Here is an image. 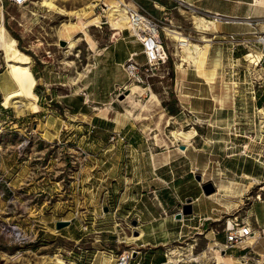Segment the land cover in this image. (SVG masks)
<instances>
[{"label":"rangeland","instance_id":"rangeland-1","mask_svg":"<svg viewBox=\"0 0 264 264\" xmlns=\"http://www.w3.org/2000/svg\"><path fill=\"white\" fill-rule=\"evenodd\" d=\"M107 1L44 0L41 6L39 0L26 7L4 1L3 24L30 59L12 65L0 50V264H116L123 252L130 264H232L213 239L207 246L202 235L174 226L200 216L201 230L218 232L225 242L226 222L250 220L256 194L264 198L260 62L233 59L242 44L229 39L230 54L221 53L214 83L216 108L181 111L169 72L182 54L163 28L201 45L199 63L209 58L220 65L221 45H210L219 39L210 33L217 21L185 4L164 11L133 0L159 22L168 57L128 74V50L137 52L138 64L145 58L131 29L111 28ZM194 15L206 21V31ZM260 37L247 53L264 54ZM173 98L176 115L168 111ZM113 132L120 137L113 139ZM204 186L212 191L204 194ZM185 204L191 213L177 218ZM251 211L259 226L264 204L255 202ZM152 215H167L168 235L155 234L164 243L142 247V236L135 237ZM57 221L68 224L57 229ZM263 246L264 238L256 249Z\"/></svg>","mask_w":264,"mask_h":264},{"label":"crops","instance_id":"crops-1","mask_svg":"<svg viewBox=\"0 0 264 264\" xmlns=\"http://www.w3.org/2000/svg\"><path fill=\"white\" fill-rule=\"evenodd\" d=\"M184 4H187L188 6L195 7L199 10H202L206 16L216 18V24H215V31H211L213 37H218V40H212L211 41V47L214 44L221 45L220 50L217 53L218 56V62L220 61V65L212 63V59H206L205 64L199 63V60H197L196 65L189 66V64H184L181 67L176 66V69L174 71V86L176 91H178L179 94L177 99L179 101V106L181 111H188L191 112H202L199 108L201 106H213V108H216V101L215 97L213 96L214 91V83L217 81V74L219 72V68L222 66V55L223 50H226V52H229L230 50V40L229 35L233 34L236 36L237 39H245V44H242L241 46H237L234 52V55H232L233 59H238L240 61H247V59H250L249 61H253L257 64V61L260 62V69L261 71H264V54L262 56L259 55V52L252 51L247 53L248 50V44H253L252 42L256 41L257 34L264 33V0H181ZM214 1V2H212ZM151 3H154L159 9L164 11H169L171 8L170 4L174 3L172 8L177 7V4H180L176 0H166V4L163 5L157 1H150ZM191 9V8H190ZM212 18V20H213ZM178 48V47H177ZM250 48V47H249ZM134 49H130L127 51V55L129 53H137L133 51ZM256 57V58H254ZM260 57V58H257ZM263 57V58H262ZM181 59V58H180ZM227 60L231 59L228 54L226 57ZM256 59V60H255ZM128 60V57L125 58V61ZM181 61V60H180ZM209 61V63H208ZM214 66V68H213ZM245 67V66H243ZM226 68V67H225ZM227 69V68H226ZM214 70V71H213ZM213 76H215L214 80L212 82H207L212 80ZM179 95L181 97H179ZM189 108V109H188ZM207 113V112H204ZM214 112L207 113L209 116H213ZM206 115V114H205ZM190 135L187 136L189 139L193 136ZM175 136V135H173ZM180 137V136H175ZM190 139V140H191ZM197 199L192 200V207L193 210L195 209V204ZM255 202H261L264 204V200ZM253 202L249 208V222H251L253 231L255 233L256 241L254 244L249 247L248 243L241 244V246H235L233 248L227 249L225 251V255L228 257H225L226 261L230 263H234L235 259L236 261H242L245 260L247 263L249 261H254L255 258L263 259L264 260V246L261 249H256V244L264 238V235L259 236V229L264 228V219L259 221V226H254L253 223H256V216L253 215V212L251 211L254 203ZM195 216H199L198 212H195ZM192 216V217H193ZM200 220V216L198 217ZM164 219V220H162ZM183 221L185 219H192V218H182ZM160 220V221H157ZM169 221V218L166 216H158L152 215L149 217L146 221L142 222L140 226L142 227L141 230H139L140 237L142 236L143 243L141 244L142 247H156L157 245H160L164 242L156 241L155 234H158L161 236V239H166L167 237V229L165 227V224ZM194 220L193 222H189L188 224L182 222L181 224H176L174 227L176 228V231L178 233L182 232V228L185 226L188 229V233H191L192 235H202L204 238V241L208 244L212 241H215L217 244L216 247L222 251L223 245L225 242H220L216 239V234L218 232H213L212 230H209L208 228H205L201 230L200 226L203 225L202 222H197ZM230 221V220H228ZM146 239H143L145 238ZM210 241V242H209ZM248 239L246 240V242ZM206 246V248H207ZM235 249L237 251H235ZM223 253V252H222ZM165 262L159 261L155 264H164ZM237 264V262H235ZM138 264V263H137Z\"/></svg>","mask_w":264,"mask_h":264},{"label":"built area","instance_id":"built-area-1","mask_svg":"<svg viewBox=\"0 0 264 264\" xmlns=\"http://www.w3.org/2000/svg\"><path fill=\"white\" fill-rule=\"evenodd\" d=\"M4 1H7L17 7H26L32 3L38 2L39 0H0V8L2 9V11L4 8ZM176 1L180 4H184L181 0ZM126 2H131L133 4V7L127 6V14L129 17V22L132 26L130 28L132 30L131 34L135 37V40L140 43L142 48L141 53H143L145 58L143 64H138L134 61V58L130 53L127 60L129 62L127 65V73H137V70L139 68L140 70L148 71L154 66L165 64L168 56L164 42L160 37L159 31L161 26L159 22L155 18H153L147 11H145V9L134 3L133 0H127ZM140 24H144L145 26L141 28ZM229 39L236 42V45L245 44L246 42L245 39H237L233 34L229 35ZM46 52L47 54L50 53L49 51ZM116 137H120L119 132H113L112 138L115 139ZM255 200L261 201L264 200V198L262 199L260 194H256ZM230 222L231 224H229V221H227L223 229L225 233V244L223 245L222 252L225 253L227 249L241 244H246V240L249 236L253 237L252 242L248 243L249 247H251L257 238L255 237V233L253 231L251 223L248 220L238 221L237 218H235L234 220H230ZM258 233L259 236L264 235V228H260ZM116 264H130V256L128 252L121 253L116 259Z\"/></svg>","mask_w":264,"mask_h":264},{"label":"bare ground","instance_id":"bare-ground-1","mask_svg":"<svg viewBox=\"0 0 264 264\" xmlns=\"http://www.w3.org/2000/svg\"><path fill=\"white\" fill-rule=\"evenodd\" d=\"M43 1L44 0H42L41 6H43ZM45 2L46 4L51 3L52 0H45ZM107 2L108 3H106L104 6H105V9L108 10L106 16H107V20L111 28L115 30H119V31H123L124 29H130L132 26L129 22V17L127 14L128 12L127 6L133 7V4L131 2L127 3L125 0H108ZM0 11L3 12L1 8H0ZM193 19L196 23V27L199 28L200 31L207 30L206 21H204L200 16L194 15ZM213 21L215 22L216 18H213ZM144 26H145L144 24H140L141 28H143ZM163 29L165 33L171 37V39L175 40L178 43L179 51L183 55V57L182 55L180 57L181 63L178 64V67H181L185 63L194 67L197 63L200 53L202 52V46L190 41L188 38H186V36H184L181 32L175 29H171L168 27H164ZM259 40L263 43V46H264V37H260ZM72 45L73 43H71L70 47H72ZM0 50L4 54L5 61L12 65H19L18 62H27L30 59V57L26 53L21 52L17 48L16 40L10 37V35L8 34V31L3 24L2 13H0ZM179 51L178 53H180ZM131 55L132 57H134L137 55V53H132ZM133 86L138 87L137 85H133ZM263 109L259 111L261 112L263 111ZM99 114L100 116L101 115L103 116L106 114V112L103 110H100ZM255 182H256V179L253 178L246 185V189H249L250 187H252V185ZM229 224H231L230 221H229ZM138 237H140V234L136 236L135 238H138ZM252 240H253V237L249 236L247 243H251ZM192 260L197 261L198 257H193Z\"/></svg>","mask_w":264,"mask_h":264},{"label":"water","instance_id":"water-1","mask_svg":"<svg viewBox=\"0 0 264 264\" xmlns=\"http://www.w3.org/2000/svg\"><path fill=\"white\" fill-rule=\"evenodd\" d=\"M208 187L210 186H204L203 187V192L204 194H209L212 190L208 189ZM191 213V207H190V204H185L183 206V210H182V213L180 214H177V218H180L181 215H188ZM68 224V221H57L56 222V228L59 229V228H62L63 226L67 225Z\"/></svg>","mask_w":264,"mask_h":264},{"label":"trees","instance_id":"trees-1","mask_svg":"<svg viewBox=\"0 0 264 264\" xmlns=\"http://www.w3.org/2000/svg\"><path fill=\"white\" fill-rule=\"evenodd\" d=\"M149 1H157L163 5L166 4V0H149ZM169 76L171 79H173V76H174V71H173V67H170V72H169ZM177 107V99L176 98H173L172 99V104L170 106V110H168L170 112V114L172 115H176L178 113V108Z\"/></svg>","mask_w":264,"mask_h":264}]
</instances>
